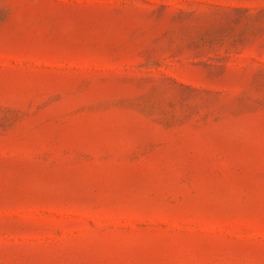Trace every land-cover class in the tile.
Instances as JSON below:
<instances>
[{
	"label": "rangeland",
	"instance_id": "rangeland-1",
	"mask_svg": "<svg viewBox=\"0 0 264 264\" xmlns=\"http://www.w3.org/2000/svg\"><path fill=\"white\" fill-rule=\"evenodd\" d=\"M0 264H264V0H0Z\"/></svg>",
	"mask_w": 264,
	"mask_h": 264
}]
</instances>
